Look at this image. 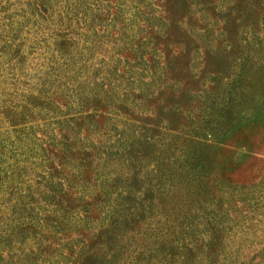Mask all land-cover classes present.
<instances>
[{
  "label": "trees",
  "instance_id": "1",
  "mask_svg": "<svg viewBox=\"0 0 264 264\" xmlns=\"http://www.w3.org/2000/svg\"><path fill=\"white\" fill-rule=\"evenodd\" d=\"M224 1L0 0V59L18 98L8 110L10 146H0V264L264 260V247L246 254L243 214L212 209L198 152L175 160L184 152L178 135L160 144L130 121L173 89L167 78L193 61L192 49L209 50L218 14L219 26L232 11ZM257 1L262 7L264 0H234L236 19ZM149 46L164 54L153 53L160 84L154 58L136 56ZM148 162L156 167L146 181Z\"/></svg>",
  "mask_w": 264,
  "mask_h": 264
},
{
  "label": "rangeland",
  "instance_id": "2",
  "mask_svg": "<svg viewBox=\"0 0 264 264\" xmlns=\"http://www.w3.org/2000/svg\"><path fill=\"white\" fill-rule=\"evenodd\" d=\"M223 3L232 11L219 26L218 14L209 50L200 45L204 52L195 55L192 49L193 61L185 58L177 78H167L166 86L173 89H165L162 100L157 105L152 104L149 111L136 110L140 114L134 113L136 118L130 121L137 125L133 127L136 133L143 128L149 136H159L156 140L160 144L166 134L178 135L177 147L184 152L175 153V160L191 161L192 154L198 152L200 160L195 163L206 171L201 173L207 176L202 182L211 191L212 209L224 206L233 214H237L236 210L241 216L243 214L245 220L240 225L246 235L241 238L247 245L243 248L252 258L255 250L264 247V4L261 7L257 1L245 10L241 7V18L236 19L237 11L232 8L234 0ZM200 16L196 14L195 18ZM195 18H187L184 22L191 23ZM225 23V29L220 30ZM169 47L173 53H183L181 48ZM156 51L158 57L164 58V54L152 46L137 50L136 56L154 58L152 63L156 68L152 71V81L160 84L157 76L162 70L153 54ZM185 64L189 72L183 71ZM6 80L4 61L0 59V146L5 150L10 146L7 135L12 130L8 110L18 102L16 92L9 91ZM161 86L152 87L155 98ZM167 103L179 107H163ZM117 128L122 129L120 125ZM151 163L148 162L141 173L146 175V181L150 180L148 172L156 167ZM154 174L157 176V172ZM169 194L182 198V190L178 192L177 188H171ZM201 200L196 199V204ZM152 220L157 224L159 216L155 215ZM261 257L258 255L249 264H264Z\"/></svg>",
  "mask_w": 264,
  "mask_h": 264
}]
</instances>
